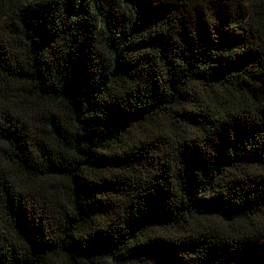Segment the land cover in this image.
I'll return each instance as SVG.
<instances>
[{
	"label": "trees",
	"instance_id": "trees-1",
	"mask_svg": "<svg viewBox=\"0 0 264 264\" xmlns=\"http://www.w3.org/2000/svg\"><path fill=\"white\" fill-rule=\"evenodd\" d=\"M0 264H264V0H0Z\"/></svg>",
	"mask_w": 264,
	"mask_h": 264
}]
</instances>
